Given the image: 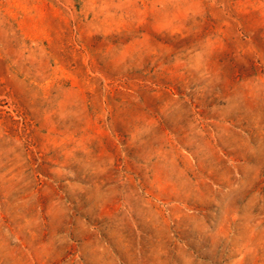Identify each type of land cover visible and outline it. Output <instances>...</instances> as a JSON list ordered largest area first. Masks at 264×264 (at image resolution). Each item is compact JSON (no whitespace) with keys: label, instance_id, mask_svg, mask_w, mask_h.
<instances>
[{"label":"rangeland","instance_id":"374dc122","mask_svg":"<svg viewBox=\"0 0 264 264\" xmlns=\"http://www.w3.org/2000/svg\"><path fill=\"white\" fill-rule=\"evenodd\" d=\"M0 264H264V0H0Z\"/></svg>","mask_w":264,"mask_h":264}]
</instances>
